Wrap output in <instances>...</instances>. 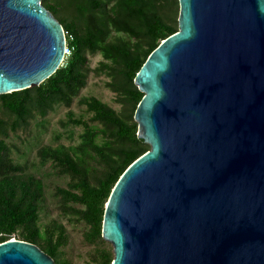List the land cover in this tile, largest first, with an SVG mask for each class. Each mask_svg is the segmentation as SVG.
Segmentation results:
<instances>
[{
	"label": "water",
	"instance_id": "water-1",
	"mask_svg": "<svg viewBox=\"0 0 264 264\" xmlns=\"http://www.w3.org/2000/svg\"><path fill=\"white\" fill-rule=\"evenodd\" d=\"M178 31L134 83L150 149L105 205L112 264H264V0H178ZM41 0H0V94L40 85L65 55ZM0 264H55L0 243Z\"/></svg>",
	"mask_w": 264,
	"mask_h": 264
},
{
	"label": "trees",
	"instance_id": "trees-1",
	"mask_svg": "<svg viewBox=\"0 0 264 264\" xmlns=\"http://www.w3.org/2000/svg\"><path fill=\"white\" fill-rule=\"evenodd\" d=\"M61 23L71 54L40 85L0 94V243L16 238L37 245L55 264H70L64 249L69 234L58 220L41 222L43 181L13 160L8 140L37 112L55 103L70 107L86 86V53H100V69L118 96L115 109L94 96L80 97L87 119L68 110L61 124L82 127L77 144L44 145L37 155L51 161L68 181L57 187L60 209L84 223L95 243L86 264H112L111 243L102 238L105 205L124 171L150 145L138 137L135 110L144 96L134 79L161 41L178 31V0H41ZM73 204V206L70 205ZM75 205V206H74Z\"/></svg>",
	"mask_w": 264,
	"mask_h": 264
},
{
	"label": "rangeland",
	"instance_id": "rangeland-1",
	"mask_svg": "<svg viewBox=\"0 0 264 264\" xmlns=\"http://www.w3.org/2000/svg\"><path fill=\"white\" fill-rule=\"evenodd\" d=\"M102 63L109 64L100 53L87 52L85 61V67L89 70L87 83L79 96L74 98L71 106L55 103L45 117H40L34 111L32 117L13 131L8 140L13 160L22 164L27 171L39 177L44 183L45 202L41 222L47 223L55 219L64 224L69 234V242L64 252L70 264H86L88 254L95 243L92 244L85 239L87 225L82 222L76 223L71 214H65L60 209L55 191L57 187L66 186L67 176L55 168L51 161L40 160L37 152L44 145H71L79 142L82 127L74 125L64 127L61 121L65 120V114L69 109L73 110L76 116H83L85 119L89 117L85 107L78 103L80 97L94 96L117 110L121 108L118 96L108 87L111 82L110 76L105 70L100 69ZM70 205L73 206L72 203Z\"/></svg>",
	"mask_w": 264,
	"mask_h": 264
},
{
	"label": "built area",
	"instance_id": "built-area-1",
	"mask_svg": "<svg viewBox=\"0 0 264 264\" xmlns=\"http://www.w3.org/2000/svg\"><path fill=\"white\" fill-rule=\"evenodd\" d=\"M65 33V32H64ZM65 55H64V60L71 54V49L67 46V43H66V41H65ZM64 60H63V62H62V65H63V63H64Z\"/></svg>",
	"mask_w": 264,
	"mask_h": 264
}]
</instances>
